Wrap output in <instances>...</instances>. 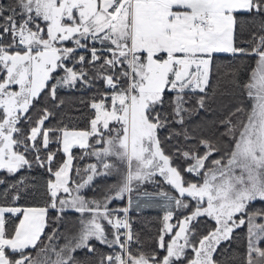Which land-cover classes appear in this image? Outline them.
<instances>
[{
    "label": "snow or ice",
    "instance_id": "1",
    "mask_svg": "<svg viewBox=\"0 0 264 264\" xmlns=\"http://www.w3.org/2000/svg\"><path fill=\"white\" fill-rule=\"evenodd\" d=\"M0 264H264V0H0Z\"/></svg>",
    "mask_w": 264,
    "mask_h": 264
}]
</instances>
